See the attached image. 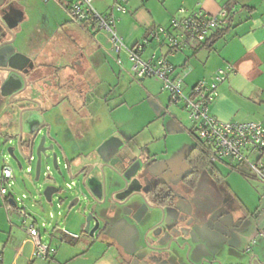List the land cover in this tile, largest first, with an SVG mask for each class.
Returning <instances> with one entry per match:
<instances>
[{
    "label": "crops",
    "instance_id": "1",
    "mask_svg": "<svg viewBox=\"0 0 264 264\" xmlns=\"http://www.w3.org/2000/svg\"><path fill=\"white\" fill-rule=\"evenodd\" d=\"M229 3L231 14L227 31L216 39H211L214 35L211 32L209 47L197 49L199 44L190 42L183 50L169 55L165 46L151 41L147 43L142 59L147 61L152 54L165 56L173 68L172 77L184 74L181 83L184 95L200 81L211 83L219 69H228L226 79L215 90L209 115L221 122H256L264 128V0H231ZM69 4L70 0H0V15L15 37L12 45L0 49V67H6L7 60H11L13 66L22 70L30 83L25 96L36 99L46 110L50 134L56 137L70 159L81 157L80 166L109 165L103 168L104 175L109 177V182L106 183L105 177L104 183L107 199L117 192L113 188V178L121 184L123 180L128 183L138 172L142 174L137 181L139 188H145L149 193L162 182L152 185L149 169L167 152H156L153 147L160 140L166 143L167 138L175 134L187 133L193 140L188 113L182 104L172 105L155 80L145 78L138 84L133 83L125 55H120L121 69L115 63L116 55L107 50L108 46L98 44L103 33L88 31L68 21ZM111 4L113 0H96L93 5L100 14H112L116 20L115 33L128 47L143 41L153 28H167L179 9L187 12L202 10L212 16L222 9L220 0H128L124 6L127 12L117 14ZM3 32L0 27V40H10L11 37ZM8 73L0 71V127L1 123L4 126L16 123V116L8 121L5 114L9 106L17 109L16 105L7 102V94L11 92V89L7 91L9 85L5 86ZM118 86H125L123 92H115ZM114 95L119 99L113 105ZM134 109H142L144 114L146 111L143 110H148L151 115L135 131L137 116L128 122L114 117L122 111L131 114ZM127 124L134 128L124 131L122 128ZM194 145L193 140L185 154ZM121 156L127 158L120 160ZM91 158L95 159L94 163ZM3 165L5 163L0 159V167ZM215 166V172L220 175ZM15 180L14 177V187L17 186ZM14 189L10 191V197L17 193ZM140 194H132L139 200L135 208L129 206L130 199H134L129 196L125 206L131 209L124 211L121 219L128 217L141 221L146 218L151 208L145 206ZM119 195L114 198L120 200L126 196ZM3 200L0 196V264H122L113 248L125 251L109 235L103 233L89 239L81 232L69 235L59 231L56 222L47 223V229L40 231L42 241L56 250L55 255L47 260L32 259V245L22 227V218L17 213L7 214ZM94 204L90 200V206ZM109 204L118 208L112 202ZM35 205L43 209L41 202L37 201ZM111 225L108 222L107 229ZM161 239L158 237L147 243L148 256L145 258L149 259V264H168L166 261L170 257L164 252L171 248L172 241L167 245ZM238 252L235 247L223 243L203 256L201 264H218L219 256L220 264L254 263V259L247 258L245 262L234 261L233 253ZM255 258L261 262L257 254Z\"/></svg>",
    "mask_w": 264,
    "mask_h": 264
},
{
    "label": "rangeland",
    "instance_id": "2",
    "mask_svg": "<svg viewBox=\"0 0 264 264\" xmlns=\"http://www.w3.org/2000/svg\"><path fill=\"white\" fill-rule=\"evenodd\" d=\"M115 11L117 14H120L117 10ZM177 16L178 13L173 17ZM98 44L100 46H108L107 50H109V45L103 34L98 38ZM150 79L155 80L158 87L160 84V88H162V84L159 80L154 77ZM133 83L138 84L140 82L133 80ZM124 87L125 86L116 87L118 90L115 92L121 90L123 92ZM164 93L168 95L167 92ZM118 99V96H113V105L117 104ZM141 110L134 109L131 114L126 111H122V113L118 112L114 117L117 116L119 121L128 122L132 117L134 118L137 116V119L134 120V122H137L135 128L128 124L122 128L124 131L126 129L131 131L134 128L135 131V129L141 128L145 123L144 121L151 116L148 110H143L146 111V114ZM140 112L143 113L142 117ZM5 114L6 119L9 121L16 116V109L9 106L6 108ZM190 123L192 125L191 120ZM2 126L4 125L1 123V128ZM151 126L154 128V125ZM140 139L141 138L138 137V140ZM192 142L193 140L187 133L175 134L170 135L166 143L160 140L155 143L157 145L153 147L156 152L162 150H167V152L163 158L158 157V162H155V165L150 167L148 173L153 179L150 183L153 182L152 185H154L160 181L166 182L173 191L174 206L172 208H166L165 210L152 209L146 218L141 221H138L136 218L128 217L127 219H121L120 216L124 215L123 209L120 211V209L113 207V210L115 209V211H113L107 205L108 200L104 207L98 209L103 210L102 212L99 211V215L104 216L106 222L112 223L104 234L113 238V242L121 246L125 252H122L118 247L113 248V251L119 256L122 264H149V259L147 258L146 260L145 258L148 256L147 250L145 249L147 243L149 244L156 238L162 237L161 240L167 242V245L172 241L170 243L171 248L164 252L166 256L169 255L170 257L169 260L166 261L168 264L170 262L176 264H201L203 256L214 252L220 248L223 243H227V245L233 246L239 251L236 254L233 253L235 257L234 261L244 260L245 262V258H247L249 260L254 259L253 264H264V236L258 235V232L264 231V184L231 171V161L224 160L223 164L218 163L215 166L223 177L221 180H215V178L210 175V170L202 169L195 188L187 190L183 187L180 180L189 172V167L184 161V155H186V149L192 145ZM0 145V151L3 152L9 147V144L3 145V140L1 138ZM15 156L22 166L21 169H18L16 163L9 157H5L4 160L2 159V162L10 167L13 171V175H15V184L17 186L14 188H16L17 193L14 195L15 198L20 199L23 195L25 196L26 199H22V205H24L27 213L40 224H52L56 222V228L59 231L69 235L74 233L79 235V233L83 231L85 219L90 212V203H87L80 196V203L77 206L73 207L71 210H68L67 207L74 197L80 195L82 185L76 180H70L66 173H63L64 179L58 177L50 159H42L41 172L39 173L40 177L39 180L35 182V162H25L17 150H15ZM126 158V156H121L119 159L125 160ZM90 161L94 163L95 159L93 161L91 158ZM102 165L104 164L94 165V168L90 171L92 176L99 182L103 180L100 172V167ZM46 166L49 167L48 172L46 171ZM91 166H93V164H88L86 170ZM28 167L31 169L30 173H27ZM60 167L62 168V165ZM73 172H75V170H73ZM49 173L57 180L56 183L46 179V175ZM115 173L118 178L122 177L120 173L116 171ZM135 175L133 179L129 180V184L125 182V180H123V184H121L113 178V188L117 191L115 194H121V196L125 194V197L131 195L130 197H132L134 196L132 195L133 193H143L140 194L142 200L146 197L148 203L154 204L153 196L147 193L145 188H139L140 185L137 184L142 174L138 172ZM105 177L106 183H108V175L106 174ZM72 181L74 182V186L70 189L67 188L65 185L70 184ZM50 185H56L61 188L59 195L66 198V204L60 205L58 203L56 197L59 195L54 196L55 198H53L52 203L45 202L42 193L44 189ZM119 185H121V187ZM14 188L13 190H15ZM133 198L134 199H130L131 204H129V206L131 208H135L139 205V200L135 199L136 196ZM37 201L42 203L43 209L35 205ZM22 205L19 204L21 207ZM129 206H125L126 209H128ZM105 208H107L108 211ZM246 211L248 212L246 213ZM50 213L52 219L49 216ZM163 221L164 223H161ZM46 229L47 228H45V230ZM43 230V228L40 229V231ZM158 230H160V232H157ZM168 231L172 235L170 236V240H168ZM83 237L89 239L87 236ZM70 240L73 243L77 242L74 239ZM255 242L256 244H254ZM182 246H184V249H182ZM255 252L261 259V262H258L257 258H255ZM219 258L221 257L219 256ZM219 258L216 259L218 264H220L218 262L220 261L218 260ZM224 259L225 258H222V261Z\"/></svg>",
    "mask_w": 264,
    "mask_h": 264
},
{
    "label": "built area",
    "instance_id": "3",
    "mask_svg": "<svg viewBox=\"0 0 264 264\" xmlns=\"http://www.w3.org/2000/svg\"><path fill=\"white\" fill-rule=\"evenodd\" d=\"M95 1L70 0L66 10L69 21L83 29L92 27L95 32L103 33L109 50L116 55L115 63L121 69H123V62L120 55H125L133 80L140 81L154 77L161 82V89L168 93L170 103L182 104L188 113V118L192 122L191 136L201 151L206 153L209 166L229 160L232 165L246 167L249 178L264 184L263 126L256 122H221L209 115V105L216 96L215 90L218 84L226 79L228 69H219L215 72L211 83L200 81L192 87L188 95H184L181 93L184 74L181 77H172L173 68L165 56L152 54L149 60L142 59L147 43L151 41L165 46L169 55L183 50L190 42L196 44L204 42L213 30L223 29L228 25L229 11L222 8L218 15L212 16L202 10L187 12L179 9L178 16L170 20L167 28H153L149 30L147 39L128 47L115 33V18L112 14L98 13L93 5ZM127 1L113 0L112 10H117L121 14L126 13L124 6ZM46 170L48 171L49 168L47 167ZM30 172L31 169L28 167L27 173ZM65 186L70 189L74 186V182ZM12 188H14L13 171L10 167L3 165L0 167V196L4 198V209L7 214L17 213L22 218V227L32 245L31 258L47 260L55 255L56 250L42 241L40 229L47 228L49 224H40L27 213L22 205V199H26L24 195L21 199L15 196L10 197ZM10 200H14L15 205ZM50 218L52 219L51 214ZM258 235L264 236V231L258 232Z\"/></svg>",
    "mask_w": 264,
    "mask_h": 264
},
{
    "label": "water",
    "instance_id": "4",
    "mask_svg": "<svg viewBox=\"0 0 264 264\" xmlns=\"http://www.w3.org/2000/svg\"><path fill=\"white\" fill-rule=\"evenodd\" d=\"M1 9V7H0ZM0 27L4 34L11 37L10 40H0V49L12 45L14 42V34L10 26H8L5 19L0 15ZM1 39V38H0ZM7 60L6 67H0L1 72L12 73L9 75L8 79L5 81V86L10 84H18L17 88H12L11 92L7 94L9 100L21 91L26 89V80L22 70L13 66ZM16 77V78H15ZM22 87V88H21ZM29 101V99H22ZM13 102L10 100V104ZM41 108L36 109H22L19 110L16 118V123L0 127V138L3 140V145H8L6 150L0 151V159H5V157L11 158L17 165L18 169L22 166L15 156V150H17L25 162H35L34 168V181L37 182L40 177L41 172V162L42 159H50L52 161L53 169L56 171L58 177L63 178V173L67 174L70 180H76L81 186V193L79 196L74 197L69 203L67 209L71 210L73 207L80 203L79 197L83 198L87 203L90 200L94 201L95 204L91 206L90 212L87 214L85 219V224L83 231L81 232L83 236L94 237L100 236L99 234L105 233L107 229L108 222H106L104 216L99 215L98 210L105 206L108 200L115 204V206H122L124 203L114 196L116 194H111L109 199L106 196V186H105V175L103 168L108 165H102L100 167V172L102 174V181L99 182L91 172L94 166H91L86 170V166H80L81 157L69 158L65 152V149L58 142L55 136L50 134V123H44V116L41 114H35L33 112H39ZM1 146V145H0ZM62 165V168L60 167ZM80 166V167H79ZM48 166H46L47 168ZM79 167V168H78ZM49 168V167H48ZM75 170V172H73ZM47 171V170H46ZM49 171V170H48ZM47 171V172H48ZM46 179L56 183L57 180L52 177V175L47 174ZM73 182V181H72ZM61 188L56 185L47 186L43 191V197L46 203H52V198L59 195ZM140 194V193H136ZM58 203L62 205L65 203L66 198L64 196L56 197ZM129 199L127 196L126 200ZM125 200V201H126ZM11 203L15 205L14 200H10ZM107 204V205H108ZM110 209L113 207L108 205ZM107 211L108 209L105 208ZM183 249V246H182Z\"/></svg>",
    "mask_w": 264,
    "mask_h": 264
},
{
    "label": "trees",
    "instance_id": "5",
    "mask_svg": "<svg viewBox=\"0 0 264 264\" xmlns=\"http://www.w3.org/2000/svg\"><path fill=\"white\" fill-rule=\"evenodd\" d=\"M229 2H231V0H220V3L222 5L221 8L227 9V11H229L228 13H229V18H230V14H231L230 6L231 5ZM86 29L88 31H91V30L94 31L92 27H87ZM226 31H227L226 27H224L223 29H219V30L218 29L213 30L212 32H214L213 33L214 35L211 37V39L212 38L216 39L218 37H221ZM147 37H148V33L146 34L145 38L147 39ZM209 42L210 40L207 38L204 42L199 44V47L197 49L199 48L201 49L202 47H209ZM191 133H192V130H191ZM185 162L187 163L189 167V172L185 176H183L182 180L180 181L184 188H186L187 190H191L195 188L202 169L203 170L207 169V166H209L207 155L203 150L201 151V149L195 143V145L185 155ZM230 166H231V171L237 172L243 175L244 177H249V171L246 167H241V166L232 165V164H230ZM211 167H212V170L210 172V175L213 178H215V180L217 181L221 180L223 177L215 172L213 166ZM172 193L173 192L171 191V189L169 188L167 184L162 183V182L157 183L150 192V195H152L154 198L153 205L155 206L153 207L157 209H165V208L172 206L173 205V194Z\"/></svg>",
    "mask_w": 264,
    "mask_h": 264
},
{
    "label": "flooded vegetation",
    "instance_id": "6",
    "mask_svg": "<svg viewBox=\"0 0 264 264\" xmlns=\"http://www.w3.org/2000/svg\"><path fill=\"white\" fill-rule=\"evenodd\" d=\"M9 75H11L12 73H8ZM9 75L7 76V78L9 77ZM24 77H25V80H26V89L25 90H23V91H21L20 93H18V94H16V95H14L13 97H12V99H10L12 102H13V105H16V118H17V114H18V112H19V110H22V109H36L37 107H40L41 109L39 110V112H33V113H35V114H41L42 116H44V123L46 124V123H48V122H46V116H45V113H46V110L45 109H43L42 107H41V105L39 104V102L38 101H36V99H34V98H31L30 96H25V92H26V90H28L29 89V87H30V83L28 82V80H27V78H26V76H25V74H24ZM6 81V80H5ZM14 86H15V84H10V86L8 87V90L7 91H9L10 89L12 90V88H14ZM22 88V87H21ZM22 99H29V101H26V100H22ZM10 100H9V98L7 97V102L8 103H10ZM12 104V103H11ZM207 169L208 170H210V172H211V170H212V167L211 166H207ZM152 190V189H151ZM151 190H150V192H151ZM172 191V190H171ZM149 192V193H150ZM173 192V191H172ZM126 198L127 197H124V198H122V199H120V201L121 202H123L124 204L122 205V206H118V208H116V209H120V211H121V209H123V211H127L128 209H126V207H125V204H126ZM146 200V201H145ZM144 201V203H145V206H147L149 209L151 208V209H157V208H154L153 206H155V205H153V204H150V203H148L147 202V198L145 197V199L143 200ZM174 206V199H173V205L172 206H170V207H168V208H172ZM150 209V210H151ZM166 209V208H165ZM165 209H163V210H165ZM130 210V209H129ZM113 211H115V209L113 210ZM121 213V212H120ZM161 223H164V221L163 222H161ZM158 231H160V230H158ZM157 231V232H158ZM170 231V230H169ZM168 231V233H169V236H171V233ZM171 239V237H169V240Z\"/></svg>",
    "mask_w": 264,
    "mask_h": 264
}]
</instances>
